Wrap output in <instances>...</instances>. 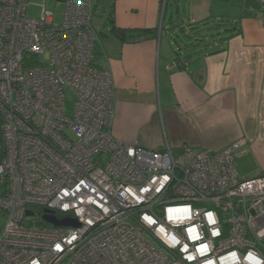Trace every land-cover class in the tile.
Wrapping results in <instances>:
<instances>
[{
  "label": "built area",
  "instance_id": "obj_1",
  "mask_svg": "<svg viewBox=\"0 0 264 264\" xmlns=\"http://www.w3.org/2000/svg\"><path fill=\"white\" fill-rule=\"evenodd\" d=\"M52 1L59 24L45 0L36 17L29 0H0V264H264V172L238 177V141L115 139L93 3ZM44 209L77 225L49 224Z\"/></svg>",
  "mask_w": 264,
  "mask_h": 264
},
{
  "label": "crops",
  "instance_id": "obj_2",
  "mask_svg": "<svg viewBox=\"0 0 264 264\" xmlns=\"http://www.w3.org/2000/svg\"><path fill=\"white\" fill-rule=\"evenodd\" d=\"M101 11L97 64L113 76L115 139L174 151L238 141L241 175L264 172L262 0H109ZM108 11L140 36L110 33Z\"/></svg>",
  "mask_w": 264,
  "mask_h": 264
},
{
  "label": "rangeland",
  "instance_id": "obj_3",
  "mask_svg": "<svg viewBox=\"0 0 264 264\" xmlns=\"http://www.w3.org/2000/svg\"><path fill=\"white\" fill-rule=\"evenodd\" d=\"M46 1V8L48 10H52L54 12V24H59L62 20V12H63V5L62 3H57L54 4V2L52 0H45ZM91 2L96 5V11L94 13L93 19H92V26L95 28L96 31L99 30H103V23H104V16L102 15V9L103 7H106L109 4V0H91ZM43 3V0H29V5L27 8V15L30 17H36L38 16L39 12H40V4ZM220 23H218L219 25ZM179 35V38H175V42L177 43V45L175 46H180L181 50L183 48V44L181 43V41L183 43L184 39L183 37ZM100 44L99 42L96 43L95 45V49L96 52L99 51L100 49ZM97 63L99 61V56H97L96 59ZM67 110L68 113L71 114L72 113V107H73V97L71 96L70 93L67 94ZM2 155V140H1V135H0V157ZM239 160H237L236 162H234L235 165V169L236 171H238V177L240 179H244L247 177H244L241 175V173L239 172ZM249 178V177H248ZM3 189V184L1 183L0 180V191ZM5 222V215L0 211V230L2 229L3 225Z\"/></svg>",
  "mask_w": 264,
  "mask_h": 264
},
{
  "label": "trees",
  "instance_id": "obj_4",
  "mask_svg": "<svg viewBox=\"0 0 264 264\" xmlns=\"http://www.w3.org/2000/svg\"><path fill=\"white\" fill-rule=\"evenodd\" d=\"M95 11H96V5H93V16H94ZM106 20H107V25L109 26V32L112 33L113 35L121 38V39H124L125 37H139L140 36V33L136 32L135 30H128V29L116 27L114 24V21H113L111 11L107 12ZM95 32H96L98 39H99V37L102 35L103 32L102 31H96V30H95ZM95 53H96V59H97V56H99V53L96 52V49H95ZM2 184H3V189L0 191V193L3 192V190H4V183H2ZM39 222L44 224L43 221H39Z\"/></svg>",
  "mask_w": 264,
  "mask_h": 264
},
{
  "label": "water",
  "instance_id": "obj_5",
  "mask_svg": "<svg viewBox=\"0 0 264 264\" xmlns=\"http://www.w3.org/2000/svg\"><path fill=\"white\" fill-rule=\"evenodd\" d=\"M27 215H30L31 212L26 211ZM60 215H53L49 212L48 209H44V213L42 214L41 218L42 220H44L45 222L52 224V225H70V226H76L77 223L74 219L72 218H68V219H58Z\"/></svg>",
  "mask_w": 264,
  "mask_h": 264
}]
</instances>
